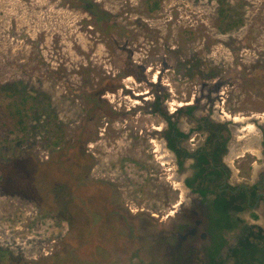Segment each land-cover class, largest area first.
<instances>
[{"label": "rangeland", "instance_id": "374dc122", "mask_svg": "<svg viewBox=\"0 0 264 264\" xmlns=\"http://www.w3.org/2000/svg\"><path fill=\"white\" fill-rule=\"evenodd\" d=\"M161 2L0 0V264L186 261L170 179L186 172L159 161L155 110L232 144L220 113L264 117V0Z\"/></svg>", "mask_w": 264, "mask_h": 264}, {"label": "flooded vegetation", "instance_id": "af4514ba", "mask_svg": "<svg viewBox=\"0 0 264 264\" xmlns=\"http://www.w3.org/2000/svg\"><path fill=\"white\" fill-rule=\"evenodd\" d=\"M171 123L187 136L177 138L175 150L166 139V149L174 155L175 172H186V200L180 198L181 205L175 208V216H183L171 235L178 239L175 251L184 253V264H264V126L260 139L262 156L250 154L253 162L243 170L235 168L237 160L231 163L236 139L232 144L224 132L213 139L204 125V129H199L201 133L191 139V132L184 133L172 119ZM234 125L240 126L235 122ZM201 134H205V139L192 144L195 149H189L186 142L195 143ZM248 171V178H240ZM197 253L202 261H195Z\"/></svg>", "mask_w": 264, "mask_h": 264}, {"label": "bare ground", "instance_id": "6f19581e", "mask_svg": "<svg viewBox=\"0 0 264 264\" xmlns=\"http://www.w3.org/2000/svg\"><path fill=\"white\" fill-rule=\"evenodd\" d=\"M221 117L220 120H231L233 123H237L239 128L236 130V142L235 146L232 148V155H231V161L234 163L237 159L244 158L247 154H251L253 156L261 157V148H260V135L259 130L257 127L253 124L252 121H258L262 120V124H264V117H242L238 116L234 119V117H231L226 112L222 115L220 113ZM235 120V121H234ZM153 145H155L156 148V154L158 155L159 161L164 166H169L173 163V156L171 153L166 149V143L159 141V140H153L151 142ZM174 176L171 177V181L174 183L175 188L177 191L181 193L182 200H186L187 195V189L185 188L183 182H178L175 180ZM181 202H179V205L177 207H180Z\"/></svg>", "mask_w": 264, "mask_h": 264}, {"label": "trees", "instance_id": "16d2710c", "mask_svg": "<svg viewBox=\"0 0 264 264\" xmlns=\"http://www.w3.org/2000/svg\"><path fill=\"white\" fill-rule=\"evenodd\" d=\"M147 2H148L149 9L151 11H154V10L158 11L161 9V4H162L161 0H147ZM100 14L102 15L103 18H107V15H103L102 13H100ZM101 15L98 14V17L100 18ZM238 24H240V23H238ZM191 36H193V34ZM157 104H159V103H157ZM188 110L193 114L194 108H189ZM155 111L162 114L166 118V120L169 121L170 130L166 131L165 138L168 140V142L170 144V148L172 150H175V143L174 142L177 140V138H187V136L185 134H183L182 132H180V130L177 128L176 124L171 123L172 117H167L166 114H163L162 110L159 107H157V109ZM202 123L205 126L204 127L205 129L203 128V126H201L200 129H204V130L210 132L213 139H217L218 134L222 135V133L224 131H226V129L223 125H217V124L211 123L207 119L203 120ZM224 208H225V205H224ZM221 211H224V210H221ZM0 254H2V255L5 254L6 256L8 255V253L3 254L2 251H0Z\"/></svg>", "mask_w": 264, "mask_h": 264}, {"label": "water", "instance_id": "95a60500", "mask_svg": "<svg viewBox=\"0 0 264 264\" xmlns=\"http://www.w3.org/2000/svg\"><path fill=\"white\" fill-rule=\"evenodd\" d=\"M183 184L185 185L184 181H183Z\"/></svg>", "mask_w": 264, "mask_h": 264}]
</instances>
